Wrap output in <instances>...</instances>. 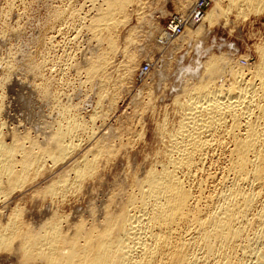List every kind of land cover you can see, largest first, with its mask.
<instances>
[{
  "label": "bare ground",
  "instance_id": "bare-ground-1",
  "mask_svg": "<svg viewBox=\"0 0 264 264\" xmlns=\"http://www.w3.org/2000/svg\"><path fill=\"white\" fill-rule=\"evenodd\" d=\"M222 1L209 0L200 20L189 18L187 29L200 33L215 17L223 15L222 11L232 8L264 10V0H230L225 10ZM131 2L104 0L100 13L92 17V30L108 42L109 51L88 64L86 72L91 79L112 66L108 67V54L118 47L114 28L121 20L117 15L126 13ZM63 15L60 13L59 17ZM165 34V40L173 37L168 30L162 35ZM256 47L259 60L249 69L228 64L225 55L213 54L204 62L200 77L193 76L197 78L194 86L183 92V95L187 92L183 101L175 98L179 106V114H175L179 116L174 128L159 125L161 146L154 148L156 151L152 149L150 161L145 157L149 167L142 172L138 170L140 174L134 170L127 175L130 176L127 186L113 191L98 213L89 209V219H74L75 222L72 220L65 226L64 213L48 206L49 216L37 226L21 218L18 204L7 212L6 207H0V251L9 250L8 255H0V264L9 258L22 264H264V42ZM133 53L128 51L123 63V72L129 75L136 61ZM29 67L39 70L40 66L32 60ZM106 81L100 84V80V89ZM71 110L63 113L68 118L67 124L46 134L42 141L39 139L43 136L35 138L23 132L20 135L19 128L4 135L0 124V200L26 185L30 172L43 170L48 162L58 164L77 148L79 144L74 137L83 135L81 132L88 129V124ZM95 114L92 121L97 118ZM171 123L173 127L174 120ZM103 141H96L86 154L60 171L40 190L42 194L47 198L75 186L79 189L86 178L93 177L99 163L116 147ZM59 199L62 198L56 200Z\"/></svg>",
  "mask_w": 264,
  "mask_h": 264
},
{
  "label": "rangeland",
  "instance_id": "rangeland-1",
  "mask_svg": "<svg viewBox=\"0 0 264 264\" xmlns=\"http://www.w3.org/2000/svg\"><path fill=\"white\" fill-rule=\"evenodd\" d=\"M182 1L133 0L129 3L127 12L117 15L121 20L117 17L120 24L115 25L116 30L114 28L118 35V38L114 36L118 47L113 56L114 52L108 54V67L112 66L107 68L111 72L107 69L91 79V75L86 72L88 64L106 50L109 51L108 42L92 30V17L100 13L104 0H0V124L3 125L0 127L4 135L6 132L18 131L19 128L20 135L28 133V136L35 138L43 136L39 139L42 141L46 134L67 124L68 118L63 113L68 108H75L71 110L72 114L75 111L74 114L80 119L86 120L90 130L82 131L83 135L77 134L79 138L74 137L79 145L63 161L56 165L48 162L43 170L40 169L42 172H30L33 174L29 175L31 178L28 176L26 185L23 184V188L18 187L20 189H15L1 199L0 207L4 206L5 211H11L10 207L18 204L17 211L23 215L21 218L37 226L49 216L46 214L48 206L59 208L58 213H64L65 226L78 218L89 219V209L94 208L98 213V209L108 200L107 197L113 196V191L125 184L127 186V182H130V176L127 175H131L134 170L140 174L149 167L150 154L161 146L162 138L157 134L159 125L174 128L179 116L175 98L183 101L187 93L183 95V92L190 90L189 86H194L196 82L192 84L193 81L200 77L204 62L211 55H225L228 64L245 69L258 63L256 46L264 42V10L256 11L258 13L247 8L239 12L234 8L230 12L222 11L223 15L215 17L211 25L203 28V33H198L190 32L187 25L190 13L195 12L199 0H187L188 3L184 5ZM227 4H230V0L221 2L223 10L227 9ZM60 13L64 15L59 17ZM171 15L186 19L184 29L181 34L165 40L163 37L167 34H162L167 30L165 26ZM129 39H132L130 43ZM128 51L134 52L136 59L130 75L123 72ZM111 57L114 58L111 60ZM32 60L39 63V70L30 69L29 63ZM145 65H148L147 70H144ZM107 72H110L111 78L106 76ZM99 75L101 77L97 80ZM227 75L225 79L229 78ZM103 78L110 80L102 81ZM105 81L107 84L103 87L101 85L103 89H100L99 85ZM185 81L189 84L185 85ZM18 82L20 84H15ZM93 113L97 114L95 121L91 120ZM61 114L63 117H60ZM173 120L172 127L169 123H173ZM93 125L95 133L92 131ZM105 138L109 140H105L106 143L111 144H108L109 147L116 146L110 154H116L111 157L108 153L110 157H105V165L104 160L99 163L96 172L100 173V179H96L97 173L89 178L92 181L86 178L88 180L84 182L85 179L81 186L87 188L80 186L81 191L75 186L77 189L72 187L54 197L49 194L46 198L42 194L41 191L51 179L86 154L96 141ZM36 189L41 191L35 193ZM59 197L62 199L56 200ZM8 251L2 250L0 255H8ZM9 259H6L5 264H22L20 260Z\"/></svg>",
  "mask_w": 264,
  "mask_h": 264
},
{
  "label": "built area",
  "instance_id": "built-area-1",
  "mask_svg": "<svg viewBox=\"0 0 264 264\" xmlns=\"http://www.w3.org/2000/svg\"><path fill=\"white\" fill-rule=\"evenodd\" d=\"M209 4V0H200L198 9L191 15L190 20H200L202 13L209 6ZM185 20V18H181L178 15H171L170 20L165 28L169 31L171 36H174L183 31ZM144 69H148V65H145Z\"/></svg>",
  "mask_w": 264,
  "mask_h": 264
}]
</instances>
